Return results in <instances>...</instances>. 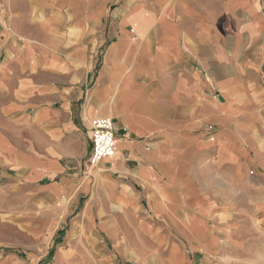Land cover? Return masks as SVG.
Instances as JSON below:
<instances>
[{"label": "crops", "instance_id": "0c3cea01", "mask_svg": "<svg viewBox=\"0 0 264 264\" xmlns=\"http://www.w3.org/2000/svg\"><path fill=\"white\" fill-rule=\"evenodd\" d=\"M98 117L117 151L91 168ZM254 214L264 0H0L10 228L89 237L95 264H237L234 221Z\"/></svg>", "mask_w": 264, "mask_h": 264}, {"label": "rangeland", "instance_id": "374dc122", "mask_svg": "<svg viewBox=\"0 0 264 264\" xmlns=\"http://www.w3.org/2000/svg\"><path fill=\"white\" fill-rule=\"evenodd\" d=\"M237 229V264H264V239L261 240V230L264 231V221L238 215L234 221ZM58 234L54 237L27 238L8 226L5 219H0V264H81L82 261L94 264L98 256L90 255V238L85 236H64L61 243L55 244ZM89 239V241H88ZM71 240V243H70ZM252 240V241H251ZM54 246L52 257L45 262L48 252ZM253 247L252 253L245 249ZM259 249L258 251H255ZM70 251V252H69ZM247 257V259H245ZM249 258V259H248Z\"/></svg>", "mask_w": 264, "mask_h": 264}, {"label": "built area", "instance_id": "2783aa9c", "mask_svg": "<svg viewBox=\"0 0 264 264\" xmlns=\"http://www.w3.org/2000/svg\"><path fill=\"white\" fill-rule=\"evenodd\" d=\"M90 140L89 164L91 168H95L102 160L113 158L116 154L114 121L109 117L94 119L90 130Z\"/></svg>", "mask_w": 264, "mask_h": 264}, {"label": "trees", "instance_id": "16d2710c", "mask_svg": "<svg viewBox=\"0 0 264 264\" xmlns=\"http://www.w3.org/2000/svg\"><path fill=\"white\" fill-rule=\"evenodd\" d=\"M58 242H59V239L55 240L54 245L57 244ZM53 251H54V246L48 252V256H47V258L45 260L46 263H48L50 261V259L52 257V254H53Z\"/></svg>", "mask_w": 264, "mask_h": 264}]
</instances>
